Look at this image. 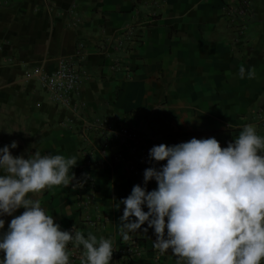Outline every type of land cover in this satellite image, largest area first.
Instances as JSON below:
<instances>
[{"label":"crops","instance_id":"crops-1","mask_svg":"<svg viewBox=\"0 0 264 264\" xmlns=\"http://www.w3.org/2000/svg\"><path fill=\"white\" fill-rule=\"evenodd\" d=\"M61 61L81 77L64 102L40 77ZM249 124L264 137V0H0V147L76 157L71 185L29 194L62 230L121 249L114 205L134 185L157 187L143 179L166 164L150 160L154 145L215 137L224 147ZM0 218L2 233L12 217ZM147 227L129 233L139 254L125 264H176ZM69 244L80 264L82 246L73 260Z\"/></svg>","mask_w":264,"mask_h":264},{"label":"clouds","instance_id":"clouds-1","mask_svg":"<svg viewBox=\"0 0 264 264\" xmlns=\"http://www.w3.org/2000/svg\"><path fill=\"white\" fill-rule=\"evenodd\" d=\"M255 68L247 78H255ZM230 75V73H229ZM238 75L245 78L241 66ZM16 141L0 147V217L11 216L0 233V264H69L67 245L82 246L80 264H110L113 242L75 225L62 230L30 193L71 185L68 173L75 156L41 155L39 151L14 156ZM264 137L245 125L238 137L222 147L215 137L175 145H154L149 158L161 167L144 170V184L134 185L119 218L120 235L154 229L153 247L160 254L171 250L176 264H264ZM83 181V180H81ZM84 182V181H83ZM147 207L148 211H144ZM23 208L19 215L16 211ZM5 220L0 218V229Z\"/></svg>","mask_w":264,"mask_h":264},{"label":"built area","instance_id":"built-area-1","mask_svg":"<svg viewBox=\"0 0 264 264\" xmlns=\"http://www.w3.org/2000/svg\"><path fill=\"white\" fill-rule=\"evenodd\" d=\"M34 72L40 73V68L36 67ZM27 75H30V73L28 72ZM40 77L43 79L52 97L62 102L66 101L68 95L76 90L81 79L80 72L74 64L72 62L63 61L59 62L50 71H42ZM233 141L234 139L226 141L224 147H226L229 142ZM139 245V240H128L121 249H113V257H115V260L122 261V263L125 264L139 254ZM69 249L71 259L74 260L80 256L79 247L74 246L73 243L69 244Z\"/></svg>","mask_w":264,"mask_h":264}]
</instances>
